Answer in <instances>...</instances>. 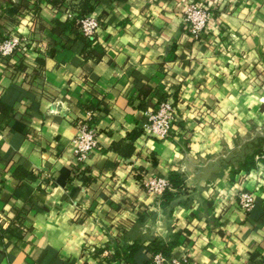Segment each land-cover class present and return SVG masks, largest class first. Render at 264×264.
<instances>
[{"label": "crops", "instance_id": "obj_1", "mask_svg": "<svg viewBox=\"0 0 264 264\" xmlns=\"http://www.w3.org/2000/svg\"><path fill=\"white\" fill-rule=\"evenodd\" d=\"M83 1L101 23L99 59L58 24H76ZM187 1L0 0V37L28 41L0 62V228L19 232L0 229V264H149L154 240H175L169 255L192 264L264 259V0H194L210 12L200 40L186 34ZM162 94L177 131L146 137L144 114ZM88 110L97 148L83 181L71 141ZM144 173L177 175L181 188L161 203L141 188ZM239 191L255 197L246 213Z\"/></svg>", "mask_w": 264, "mask_h": 264}, {"label": "built area", "instance_id": "obj_2", "mask_svg": "<svg viewBox=\"0 0 264 264\" xmlns=\"http://www.w3.org/2000/svg\"><path fill=\"white\" fill-rule=\"evenodd\" d=\"M71 12V11H68ZM73 15V13H70ZM210 12L201 2L188 0L183 9V23L186 34L193 40H200L207 29ZM80 35L84 39L95 40L100 28V20L89 15L76 18ZM28 44L27 38L4 34L0 38V62L6 61L15 52H22ZM177 120V110L171 96L160 100L154 109L145 112L141 129L146 137L160 139L172 138L177 131L174 126ZM76 131L72 138L73 146V172L80 173L91 153L97 148V126L94 122V112L86 111V117L73 123ZM258 164L264 159V153L255 157ZM139 184L144 192L154 200H159L166 190L171 189L167 178L144 173L139 179ZM236 207L246 213L255 203L254 195L249 191H239L235 198ZM82 214V213H80ZM79 214L78 217L81 215ZM93 251V249H92ZM151 264H192L189 256L183 254L179 257L165 256L157 252L151 256Z\"/></svg>", "mask_w": 264, "mask_h": 264}, {"label": "trees", "instance_id": "obj_3", "mask_svg": "<svg viewBox=\"0 0 264 264\" xmlns=\"http://www.w3.org/2000/svg\"><path fill=\"white\" fill-rule=\"evenodd\" d=\"M48 1L50 3H52L53 5H55L57 8H61V5H62V3L65 0H48ZM76 11H78V10H76ZM90 11H91V7L88 5V3L86 1L81 2L78 15L79 16L86 15ZM58 24L60 26H62L64 29L66 27H72L73 30L76 32V34H80L78 24L77 23L75 24L73 21H68V22L58 23ZM82 54H83V57H85V58L99 59L100 53H97L95 40L85 39V44H84L83 49H82ZM4 62L5 61H1V63H4ZM23 78H24V80H26L27 77L26 76H23ZM28 82H29V80H28ZM164 97L165 96L162 94L161 97H160V100L164 99ZM8 110H9V106L7 104H5L3 102V100L0 98V113L6 115L7 112H8ZM262 153H264V151L259 150V151H257L256 156H258V155H260ZM260 162H261L262 165H264V159H261ZM242 166H243V168L245 170H249L251 167L253 168L255 166V158H254V156L253 157L251 156V157L247 158L243 162ZM15 175L18 178H26V179H33L34 178V176L30 172H27V171L23 170L22 168H17L15 170ZM74 177L81 178L83 181H85V180L88 179V177L85 175V169L82 170L80 173L73 172L72 178H74ZM168 180H169L172 188H175L176 190H179L181 188V180L179 179V177L177 175H170L169 178H168ZM175 195L176 194L172 193V191L166 190L163 193L162 197H161V203H168L169 201H171L175 197ZM14 219H15V221H17L19 218L18 217L17 218L15 217ZM261 221H264V215H262ZM0 229L3 232L4 231H9V232L14 233L15 235L19 236V232H16L14 229H12L10 227L7 228V229H5V230L2 229V228H0ZM176 243L177 242L175 240L172 241V242H170V243H162V242L157 241V240L152 241L150 243L151 256L153 254L157 253V252H160L163 255L168 256L170 249ZM136 249H137V245H133V246H131V247L128 248V254H126L124 256V260L126 262H128V263L131 262V260H132L131 259L132 252L136 251ZM149 264H151V258L149 260ZM260 264H264V259H262V261H261Z\"/></svg>", "mask_w": 264, "mask_h": 264}]
</instances>
